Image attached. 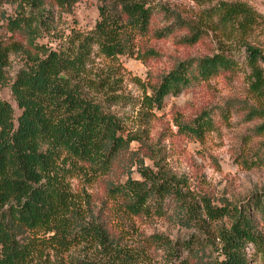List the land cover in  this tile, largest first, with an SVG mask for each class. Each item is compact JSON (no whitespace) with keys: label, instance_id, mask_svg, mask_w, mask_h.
<instances>
[{"label":"rangeland","instance_id":"1","mask_svg":"<svg viewBox=\"0 0 264 264\" xmlns=\"http://www.w3.org/2000/svg\"><path fill=\"white\" fill-rule=\"evenodd\" d=\"M137 1L152 9L149 30L134 37V55L109 58L93 44L86 70L106 85L100 90H84L118 116L125 135L136 137L130 145L131 175L141 179L140 166L150 167L170 180L179 197L168 195L163 216L123 217L116 213L117 203L108 199L103 184L82 185L73 179L75 190L84 186L97 201L96 210H102L100 220L106 222L113 246L121 251L116 255V249L108 247L104 252L86 244L65 254L62 261L54 255L50 262L45 257L40 264H77L76 256L108 255L118 264H174V249L167 245L168 238L179 246L189 237L203 241L201 264H221L227 259L221 232L231 228L233 219L230 215L211 219L207 203L255 212L260 221L254 202L264 196V92L258 94L252 89L255 79L245 43H251L264 56V0H226L245 2L255 10L257 19L248 32L220 23L216 9L219 0ZM101 5L102 0H79L66 8L51 3L36 7L23 0H0V43L8 46L19 42L5 67L10 82L0 84V97L13 105L16 118L21 113L11 90L16 74L28 68L34 58H45L51 52H75L80 41L94 33ZM19 15L36 19L34 46L8 26L9 19ZM178 19L186 23H177ZM190 28L199 30L196 42L185 40L192 34ZM216 53L235 60L233 73L222 72L194 82L178 94H169L162 108L145 103V95L153 94L154 86L179 61ZM260 65L264 68V61ZM112 95L125 98L117 102ZM203 112L211 114L212 130L201 138L180 130L178 121L191 123ZM259 227L264 229V223ZM160 235L164 238L159 239ZM242 249L248 264H264L252 243H245Z\"/></svg>","mask_w":264,"mask_h":264},{"label":"trees","instance_id":"2","mask_svg":"<svg viewBox=\"0 0 264 264\" xmlns=\"http://www.w3.org/2000/svg\"><path fill=\"white\" fill-rule=\"evenodd\" d=\"M23 1L36 7L51 3L66 8L79 0ZM216 9L223 26L243 32H248L257 19L255 10L245 2L219 0ZM151 17L152 9L137 0H102L94 33H88L75 52H51L45 58H34L28 68L16 74L11 90L21 109L17 118L13 105L0 97V264H40L45 257L50 262L54 255L62 261L65 254L86 244L120 253L121 249L113 246L106 222L100 220L102 210H96L97 201L84 186L75 190L73 179L82 185L103 184L108 199L117 203L116 213L123 217L163 216L168 195L179 197L170 180L150 167L140 166L141 179L131 175L130 145L136 137L125 135L118 116L84 90H100L106 85L87 73L92 45L109 58L134 55V37L149 30ZM35 20L19 15L10 18L8 26L34 46L38 32ZM177 23L186 22L178 19ZM198 34L199 30H192L185 40L196 42ZM17 43H0L1 85L10 82L5 67ZM245 44L255 79L251 86L259 94L264 92V68L260 65L264 56L251 43ZM236 68L235 60L222 53L181 60L144 101L150 107L162 108L167 95L178 94L194 82L219 73H233ZM110 97H116L117 102L125 98ZM178 125L181 131L201 138L213 129L214 121L209 112H203L191 123L178 121ZM206 207L211 219L225 215L233 219L231 228L221 232L227 256L221 264H248L242 254L245 243H252L264 262V229L259 227L264 223V196L254 202L260 221L255 212L246 213L238 207L208 203ZM177 243L173 245L168 238L167 245L174 249V264L203 262L201 239L189 237L181 245ZM75 260L77 264H118L110 255L76 256Z\"/></svg>","mask_w":264,"mask_h":264}]
</instances>
